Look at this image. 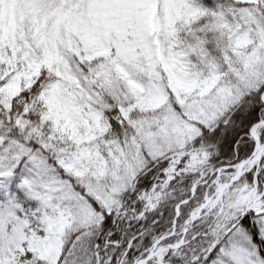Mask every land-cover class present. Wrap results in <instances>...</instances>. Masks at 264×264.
I'll return each instance as SVG.
<instances>
[{"label":"snow or ice","instance_id":"obj_1","mask_svg":"<svg viewBox=\"0 0 264 264\" xmlns=\"http://www.w3.org/2000/svg\"><path fill=\"white\" fill-rule=\"evenodd\" d=\"M0 264H264V0H0Z\"/></svg>","mask_w":264,"mask_h":264}]
</instances>
